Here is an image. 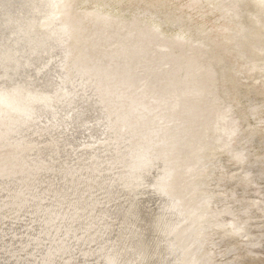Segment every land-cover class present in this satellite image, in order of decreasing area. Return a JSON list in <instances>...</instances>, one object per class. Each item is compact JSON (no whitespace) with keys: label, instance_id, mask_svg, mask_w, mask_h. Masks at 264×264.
<instances>
[{"label":"bare ground","instance_id":"obj_1","mask_svg":"<svg viewBox=\"0 0 264 264\" xmlns=\"http://www.w3.org/2000/svg\"><path fill=\"white\" fill-rule=\"evenodd\" d=\"M77 1L0 0V116L6 120V136L10 142L29 140L31 147L21 151V156L29 161L31 157L48 160L59 179L48 181L47 185L31 182L30 189L40 185L45 192L60 195V204L53 199L46 206L33 201L24 204L22 200L21 206L17 200L16 206L0 214V248L8 242L21 241L27 226L30 228L36 222L34 217L40 208L61 213L85 204L80 198L84 189L65 184L70 170L93 180V201L98 203L92 211L80 212L71 229L60 232L59 242L49 245L46 241L38 251L27 250L19 258L3 253L5 260L0 261L3 264L264 261L263 256L256 254L258 251L254 253L251 249L260 247L264 240V230L251 231L253 225L264 227V198H235L232 189L211 188L231 183L245 191L257 180L264 182V156L253 154L247 160L248 146L236 140L240 122L228 110L224 112L226 116L220 115L209 104L215 78L209 72L199 71L190 57L188 42L159 38L152 27L167 9L186 19L195 31L209 34L212 41L205 45L203 54H207L212 64L227 60L223 70L220 68L221 82L231 95L227 88L237 86L238 78L251 79L264 73V64L256 62L260 56L264 59V0H248L255 12L248 14L247 26L241 24L231 4L223 0H182L174 7L168 0H105L114 4L117 1L133 6L142 4V14L136 12L139 17H134L129 8L123 18L88 8L77 16L71 13L72 8L88 4V0H80L79 4ZM210 14L213 17L207 22ZM65 39L67 44L63 42ZM102 78L109 82L138 78L158 99L160 114L135 131L139 139L133 144L130 137L135 128H130L132 123L127 117L131 109L145 106L131 100L129 110L111 106L108 112L93 90L95 80ZM258 80H252L246 93L258 94L261 100L242 94L248 104L244 114L257 120L254 124L264 121L259 115L264 107V82L257 84ZM236 92L240 94V90ZM236 99L234 95L232 102ZM236 106H240V100ZM230 108L234 110V106ZM263 128L256 124L248 131L249 147ZM112 135L118 136V145L106 142ZM48 139L56 141L51 146L40 145ZM98 140L103 142L98 144ZM83 144L87 146L79 149ZM258 147L264 151V137L258 140ZM223 157L236 166V172L226 174ZM252 190L254 194L263 193L260 187ZM1 195L2 192L0 207ZM232 201L237 202L236 210L230 206ZM18 208L16 215L20 221L10 215ZM40 216L38 220L48 218ZM226 216L230 220L228 226L219 224ZM255 216L262 219L261 224L250 223ZM40 228L41 225L34 224L30 232L42 236ZM218 243H224L219 254L229 256L216 263L212 247ZM0 250L3 252V248ZM42 253L50 255L46 263L39 260Z\"/></svg>","mask_w":264,"mask_h":264},{"label":"rangeland","instance_id":"obj_2","mask_svg":"<svg viewBox=\"0 0 264 264\" xmlns=\"http://www.w3.org/2000/svg\"><path fill=\"white\" fill-rule=\"evenodd\" d=\"M182 2H183L182 0H168V3L172 7L177 5L179 6L180 3ZM223 2L226 4L228 3L231 4L230 6H232L233 10L238 13V17L240 19L241 24H244V26L248 25L250 18L248 14H250V12H255V9L248 0H223ZM79 3H81L80 0L76 2V4ZM82 5L83 6H80L78 8L74 6L71 10V13L73 11L78 16L79 13L84 8H88L102 15L111 16L112 13V14H116L117 18H123L126 15V9L129 8L132 10V14L134 17H139L138 14H142L143 12L142 4H135L133 6V4L126 5L125 3L119 1H117L116 4H114V2L105 1V0H88V4H82ZM138 6H140V8H138ZM136 12H138V14H136ZM156 13L159 16L160 13L159 12ZM191 14L194 19L197 18L196 15L193 14V12H191ZM256 16L259 19L262 18L261 14L259 13H256ZM111 17H115V16H111ZM208 17L209 18L207 19V22H210V18H212L213 15L210 14L208 15ZM152 27L155 28V33L158 35L159 38L169 37V38H176L178 41L184 40L188 42L189 49L191 52L190 57L199 66V68L196 65L194 66L197 67L199 71L202 70L204 71V73L205 72L211 73L215 78V80L213 81L214 82L213 92L210 97L209 104L220 115L226 116L224 112L228 110V112L232 114V118L236 122H240L239 126L237 127L240 128V132L236 134V140L248 146L249 148L248 152H250V154H245L247 160L252 159L251 156L253 154H258V155L262 154V156H264V151L258 147V140L264 137V130H262L259 133V135L255 137L256 140L251 142L250 147H249V142H247L246 139V134L248 133V131L255 128L256 124L262 129V127H264V121L254 124L255 122H257V120L255 121V119L248 118L245 116L244 110L247 101L244 98V96H242V94L246 93V87L252 83V80H254V78H256V80L260 78L257 84H261L262 82H264V80H262V76H264V73H258L251 79L248 77L238 78L237 86L235 87L229 86L227 88V90L231 92V95H228L226 92V87L221 82L223 81L222 70L223 67L227 65L226 63L227 60L226 59L219 60L217 62L218 65L212 64L210 63L207 54H203L205 45L210 41H212V38L209 34H207L206 32L199 33L198 31H195L193 25L189 23L186 19L176 17L167 9L163 10L162 19L156 24V26L152 25ZM72 40L73 38L70 37V42H68L69 47L73 46ZM63 42L64 44L65 43L67 44L66 39ZM177 54H181V53L177 51ZM201 54L205 57V59L201 56ZM68 62L69 61L67 60V63ZM256 62H258V64H264L263 56L258 57ZM220 68H222V70ZM95 83H96L95 85L96 87L93 88V90L96 92L100 100H102L106 109H108V112L109 111L111 112L110 110L111 106L115 107L117 110H127V109L129 110L131 105H133L132 101L137 102L139 104H144L145 109L141 108L140 110H134V111H132L131 109L130 111L131 114L127 117V119L129 118L128 121L130 122V124L132 123L130 128H135L134 131L132 130L133 131L132 133H135V131L137 133L138 130H140V126L148 125V123L151 121L152 118H155L160 114V108L157 107L158 99L154 97L155 95L152 94L148 86L138 78L129 79V80L124 79L119 82H109L106 78H102L99 80H95ZM236 90H240V94H238ZM234 95L237 98L236 102H232ZM212 96H214V100H212ZM246 96H248V98H254V100L262 99L260 95L254 93H250V94L246 93ZM238 100H240V106H236V104H238ZM230 106H234V110H232ZM108 114L110 115L111 113ZM142 114H144V117L140 118L139 116ZM230 114H228V116H230ZM259 115L262 116V118H264V107L261 109ZM115 123L116 122H114V124ZM244 126H246V128H244ZM242 128H244V130H242ZM6 130L7 127H6L5 117L0 116V192L3 193V195H1L3 205L0 207V214H3L4 211L10 210V208H12L13 205L16 206L17 200L20 201L21 206L26 204V202L29 203L32 201L37 202L39 204L44 203V206H46L47 204H52L51 201L52 199L58 200L56 204H60V195L58 193L55 192L54 195L50 191L45 192V190L41 189L40 185L36 187L35 190L37 191H35L34 189H30L31 182H38V184H44V185H47L48 181H52V183L54 182V180L56 179V175L53 174L54 170L53 167L50 165L49 161L34 160L32 157L30 161L26 160L23 156H21L20 152L31 147L30 141L26 140L24 142H18V141L10 142L6 136ZM33 132L34 135H36L37 132L35 131ZM136 133L130 137L131 144L138 141L139 139ZM156 138L157 137L155 136L153 140ZM55 141H56L55 139H48L45 142H42L40 145L51 146ZM107 141L108 144L111 143H114L116 145L119 144L117 135L110 136L109 138L106 139V142ZM102 142L103 140L97 141L98 144H101ZM231 145L232 142L229 143V146ZM85 146L87 145L86 144L80 145L79 149H82ZM223 159L222 162L227 164V166L224 169L226 171V174L230 172H236L237 170L236 166L227 163L224 157ZM33 168L35 169V172H33ZM51 175L53 176L52 178L50 177ZM69 176L73 178V180H71ZM58 180L59 179H56V181ZM69 181L71 182L69 183ZM92 183L93 180L90 179L88 176L70 170V172H68L67 178L65 179V184H69V186H76L83 188L84 191L80 196V198L82 199V201L85 202V204L81 207H77L74 210L72 209L69 211H62L61 213L55 211L46 212L44 209L40 208L38 216H40V214H44V216H40V218H44L45 216H48L47 220L45 219L38 220V216L36 218L34 217V220H36L34 224H36V226L41 225V228L38 230V232H42V236H40V234L38 233H35L36 236H38V238H36V236H34L30 232V229L34 228V224H32L30 228H28L27 226L26 230L23 232V235L21 236L22 238L21 241L8 242L6 245L0 248V249L3 248V252L0 250V258L1 259L4 258L3 253L9 255V257L14 256L15 258H19L27 250H31L32 252L38 251V248H40L42 246V243L46 241H47L46 243L49 245L59 242L60 232L62 230L68 231L69 229H71L72 226L71 223H73L76 219L79 218L80 212L92 211L96 206V204L98 203L93 201V195L91 191ZM256 187H260L263 193L254 194L252 189ZM211 188H214V190L232 189L235 198L246 197L248 200H253L254 197H255L254 199L259 197L261 200H263L264 198V182L262 180H257V183L249 185L245 191L241 190L239 185L234 186L231 183H223L221 186H217V187L211 185ZM44 194H46V198H42ZM22 200H24V204H22ZM14 202H16V204H14ZM218 206L221 205L218 204ZM230 206L235 210L238 208L236 201L230 202ZM19 209L20 208H18L16 212L10 214L13 215L12 216L13 219L17 221H20V218H18V215H16ZM229 221H230L229 217L226 216L219 220V224H224L225 226H228ZM261 221L262 219L260 217L255 216V218L252 219L250 223L261 224L260 223ZM43 223L45 225L44 228L42 225ZM56 230H58V234H56ZM259 230H264V227L257 228L254 225L251 226L252 232L254 231L257 232ZM50 232H54V234H50ZM262 238L264 239V236ZM213 239H216V237L214 236ZM32 242H34V244H32ZM26 244H28V246H26ZM30 246H32V248H30ZM223 247H224V243H218V245L212 247V257L216 263L222 262L224 259H226L229 256V255L222 256L219 254V251L223 249ZM251 249L254 250V253L258 251L256 254L259 257L262 256L264 257V240L261 243L260 247L255 246V247H251ZM44 256H46L47 258L46 260H42ZM49 259H50L49 253L48 254L42 253V256L39 258L40 261H43L45 263L49 261ZM0 264L3 263L0 261ZM252 264H256V263H252ZM258 264H264V261L259 262Z\"/></svg>","mask_w":264,"mask_h":264}]
</instances>
